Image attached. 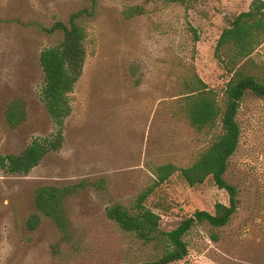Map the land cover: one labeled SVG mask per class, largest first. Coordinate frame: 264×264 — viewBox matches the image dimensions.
<instances>
[{"label":"rangeland","instance_id":"374dc122","mask_svg":"<svg viewBox=\"0 0 264 264\" xmlns=\"http://www.w3.org/2000/svg\"><path fill=\"white\" fill-rule=\"evenodd\" d=\"M253 0H0V154L19 153L35 136L54 130L40 91L42 49L62 33H47L73 13L89 31L83 73L72 93L65 142L29 174L0 167V264H141L158 249L108 218L106 206L130 205L151 183V167L190 165L213 135L199 132L176 113L183 80L195 68L220 93L230 74L215 56L222 31ZM132 8V9H131ZM141 10L128 18L126 11ZM191 27L197 29L195 33ZM264 79V40L241 62ZM14 97L30 102L31 118L11 131L5 108ZM241 138L226 177L240 204L225 226L195 225L185 239L189 254L171 264H264V97L248 92L238 113ZM81 180L91 184L70 204L71 237L48 217L28 226L37 211L35 189ZM229 194L212 180L190 186L179 174L160 186L147 205L176 228L196 210L215 211Z\"/></svg>","mask_w":264,"mask_h":264},{"label":"trees","instance_id":"16d2710c","mask_svg":"<svg viewBox=\"0 0 264 264\" xmlns=\"http://www.w3.org/2000/svg\"><path fill=\"white\" fill-rule=\"evenodd\" d=\"M167 4L186 5L190 0H160ZM132 9V8H131ZM88 9L73 13L69 21H56L51 27H43L47 33L60 31L62 39L40 52V64L44 81L40 100L51 118L54 130L48 136H35L19 153L0 154V167L11 174H29L51 152L60 151L65 142L67 118L73 112L72 93L80 79L88 50V28L80 23ZM141 10L126 11L131 18ZM197 36V29L191 27ZM264 40V0H253L249 10L241 12L226 27L218 40L215 56L230 74L225 85V100L192 68L183 80L177 98L176 113L181 114L191 127L199 132L213 135L211 142L187 166L173 161L157 163L151 167L153 177L136 196L132 204L114 201L106 206L108 218L125 232L134 233L145 244L157 247V255L141 264H171L189 254L185 239L198 224L209 223L216 227L227 225L238 210L240 199L236 185L226 177L229 160L239 147L241 125L238 113L248 92L264 97V79L250 72L241 62L252 55ZM30 102L22 97L12 98L5 108L6 127L14 131L31 118ZM178 173L190 186L212 180L229 194V203L217 202L215 211L196 210L176 228H161L162 216L147 205L149 198L164 183ZM100 182L81 180L64 185L42 184L34 192L36 212L29 218L28 226L36 229L48 217L62 232L64 239L71 237L70 204L84 190Z\"/></svg>","mask_w":264,"mask_h":264}]
</instances>
